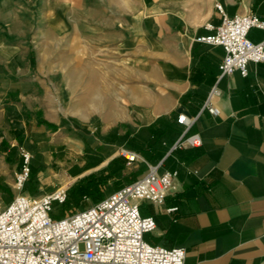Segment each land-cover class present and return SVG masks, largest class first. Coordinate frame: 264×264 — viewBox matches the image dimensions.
<instances>
[{
  "label": "crops",
  "instance_id": "1",
  "mask_svg": "<svg viewBox=\"0 0 264 264\" xmlns=\"http://www.w3.org/2000/svg\"><path fill=\"white\" fill-rule=\"evenodd\" d=\"M217 3L264 19V0H0V210L20 191V146L34 196L90 184L98 201L154 164L176 176L163 204H141L148 242L185 247V264H264V61L219 78L224 48L197 40ZM193 133L201 145L173 149Z\"/></svg>",
  "mask_w": 264,
  "mask_h": 264
},
{
  "label": "built area",
  "instance_id": "2",
  "mask_svg": "<svg viewBox=\"0 0 264 264\" xmlns=\"http://www.w3.org/2000/svg\"><path fill=\"white\" fill-rule=\"evenodd\" d=\"M216 6L222 15L221 23H208L212 33L197 40L224 48L219 78L235 71L247 76L250 62L264 61V39L255 42L249 36L252 28L264 29V19L252 13L231 16L221 3ZM218 93L217 87H213L204 104V109L214 115L220 113L214 103ZM178 122L189 127L193 119L182 113ZM201 143L199 133L183 134L173 149ZM119 153L127 158V164L139 158L137 152L126 147H121ZM21 155L22 168L16 174L20 191L0 210V264H185V247L146 240L145 234L156 228V220L141 212L143 202H165L175 187L176 171L160 172L158 165L149 164L148 171L136 181L83 209L56 218L54 202L64 204L68 188L60 186L38 196L23 192L31 172V155L24 147Z\"/></svg>",
  "mask_w": 264,
  "mask_h": 264
},
{
  "label": "rangeland",
  "instance_id": "3",
  "mask_svg": "<svg viewBox=\"0 0 264 264\" xmlns=\"http://www.w3.org/2000/svg\"><path fill=\"white\" fill-rule=\"evenodd\" d=\"M111 46L112 47H116L118 45H117V43L112 42ZM21 147H24V146H20L19 147L20 154H21ZM27 151H29V150L27 149ZM29 153L31 155L30 151H29ZM21 157H22V155H21ZM31 157H32V155H31ZM22 163H23V160H22ZM30 166H31V160H30ZM128 166L131 167L132 163L128 164ZM21 168H22V165H21L20 169L17 171V173L21 171ZM30 175H31V172H30ZM116 182H118V180H116V178L112 177L111 181L108 182V184H111V185L115 186ZM15 185H16V178H15ZM16 187H17V185H16ZM105 190H106V186H105ZM76 199L77 198L72 196L64 204H60L58 202H54L53 216L56 217V218L63 217L64 215H66V213H71L73 211L80 210L81 208H83L85 206H88L89 204H92V203H94L97 200L96 198H94L93 195H89L88 197L84 198V200H76Z\"/></svg>",
  "mask_w": 264,
  "mask_h": 264
},
{
  "label": "trees",
  "instance_id": "4",
  "mask_svg": "<svg viewBox=\"0 0 264 264\" xmlns=\"http://www.w3.org/2000/svg\"><path fill=\"white\" fill-rule=\"evenodd\" d=\"M89 187L90 184L84 185L79 190H77V194L73 195L75 198H77L76 200H84V198L88 197L92 193Z\"/></svg>",
  "mask_w": 264,
  "mask_h": 264
}]
</instances>
